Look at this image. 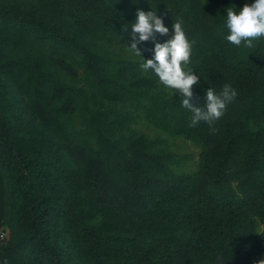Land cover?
<instances>
[{"label":"trees","instance_id":"trees-1","mask_svg":"<svg viewBox=\"0 0 264 264\" xmlns=\"http://www.w3.org/2000/svg\"><path fill=\"white\" fill-rule=\"evenodd\" d=\"M253 0H0V262L258 264L264 259V40H225ZM136 9L182 20L193 101L231 84L223 117L190 126L182 97L127 46ZM151 128L155 135L146 133ZM198 149L173 152L170 139Z\"/></svg>","mask_w":264,"mask_h":264},{"label":"clouds","instance_id":"clouds-1","mask_svg":"<svg viewBox=\"0 0 264 264\" xmlns=\"http://www.w3.org/2000/svg\"><path fill=\"white\" fill-rule=\"evenodd\" d=\"M130 25L128 36L131 40L127 47L142 59L140 45L143 42L152 43L151 57L142 59L140 66L144 71L153 73L166 88L175 90L182 97L181 106L191 113V127H196L200 122L212 125L224 116L238 92L231 84L223 85L219 92L209 87L204 92L202 106L198 103L201 100L193 101V85L198 84L200 75L189 67L193 43L186 34L182 20L177 19L172 23L171 35L163 42H156L157 34L162 37L169 36L170 29L165 25L163 16L157 15L156 10L145 12L136 9L135 19ZM225 27V40L236 47L251 48L256 41L264 40V0L245 3L238 12L229 7ZM258 264H264V259Z\"/></svg>","mask_w":264,"mask_h":264},{"label":"rangeland","instance_id":"rangeland-1","mask_svg":"<svg viewBox=\"0 0 264 264\" xmlns=\"http://www.w3.org/2000/svg\"><path fill=\"white\" fill-rule=\"evenodd\" d=\"M146 133L150 135H155L156 131L154 129L148 128L145 130ZM171 147L174 153L179 155H191L192 159L186 164V171H193L196 169L198 160V149L189 141L183 138H172L170 139Z\"/></svg>","mask_w":264,"mask_h":264},{"label":"built area","instance_id":"built-area-1","mask_svg":"<svg viewBox=\"0 0 264 264\" xmlns=\"http://www.w3.org/2000/svg\"><path fill=\"white\" fill-rule=\"evenodd\" d=\"M8 237V232L4 230H0V242L6 240Z\"/></svg>","mask_w":264,"mask_h":264}]
</instances>
